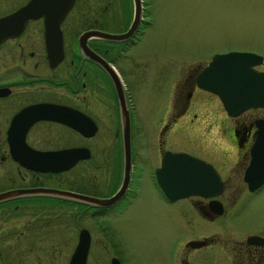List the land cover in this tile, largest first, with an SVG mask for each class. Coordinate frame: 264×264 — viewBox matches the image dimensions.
<instances>
[{"label": "flooded vegetation", "instance_id": "obj_1", "mask_svg": "<svg viewBox=\"0 0 264 264\" xmlns=\"http://www.w3.org/2000/svg\"><path fill=\"white\" fill-rule=\"evenodd\" d=\"M141 2L134 32L111 40L86 33L126 31L133 0H0V19L25 8L0 24L5 34L0 37V264H70L82 231L89 238L82 264H129L128 250L138 247L130 237L147 200L139 201L147 176L149 207L163 225L158 264H172L175 239L173 264L177 259L179 264H264V215H255L264 196V106L230 114L216 93L199 84L214 53L189 65L179 58L178 67L170 68L167 60L153 69L151 54L125 52L149 23ZM128 3L131 16L123 27ZM82 43L98 59L85 53ZM249 52L261 56L253 68L264 74V53ZM108 68L121 80L123 109ZM151 71L155 90L167 97H158L145 115L129 99L123 75L146 80ZM127 111L130 126L159 123L147 141L137 137L136 146H147L149 155L132 146L129 176L123 147L120 154L102 147L96 157L88 143L100 127L116 125L115 136L123 138ZM90 123L95 126L91 134ZM77 147L88 149L89 157L49 169L54 162H70ZM168 151L195 157L197 188L210 195L171 199L165 194L156 170ZM180 163V158L167 160L168 166ZM199 164L209 167L206 180L199 179ZM122 186L115 201L95 205L87 199H108ZM241 211L250 224L246 230L194 233L199 218L223 223ZM184 223L191 227L189 236Z\"/></svg>", "mask_w": 264, "mask_h": 264}, {"label": "rangeland", "instance_id": "obj_2", "mask_svg": "<svg viewBox=\"0 0 264 264\" xmlns=\"http://www.w3.org/2000/svg\"><path fill=\"white\" fill-rule=\"evenodd\" d=\"M149 21L144 31L139 36L136 45L125 50V52L151 54L153 69L164 67L162 63L169 62L170 68L178 67L176 60L185 58L186 64L197 62L200 58H207L210 54L225 53L229 51H261L264 53V0H145ZM129 5V6H128ZM124 20L123 27L131 16L130 3L123 6ZM121 25V24H120ZM141 56V55H140ZM174 59V60H170ZM183 64V63H182ZM159 65V66H158ZM185 65V64H184ZM184 69L183 66L180 67ZM157 73V72H156ZM151 71L146 80L134 75L124 74L123 79L128 83V94L131 102L138 108V111L148 115L149 107L156 102L158 97L163 99L164 90L154 88ZM141 88H137L136 85ZM167 95V94H166ZM165 95V97H167ZM141 122V123H140ZM136 121L130 126L131 151L132 146L137 149V137L145 142L149 137L156 134L159 123ZM116 125L108 128L100 127L99 132L88 142L96 157L101 154V148L117 151L120 154L122 149V137H116ZM147 148V149H146ZM138 152L148 157V147H141ZM143 170H147L143 168ZM145 172L143 176H146ZM142 176V175H141ZM147 178V179H146ZM141 184L143 190L139 201L147 199L144 207H141L139 215L133 220L134 234L130 237L132 246L127 252L129 264H158L159 262V241L164 238L162 219L153 216V210L149 207L153 202L152 192L148 182V176ZM264 195V194H263ZM137 200V199H136ZM235 211L238 206H235ZM264 215V196L258 204L255 215ZM96 222V221H94ZM117 226L118 221H112ZM186 233L190 235L191 227L184 223ZM184 227V228H185ZM250 227L245 214H239L225 218V220H203L199 218V230L194 233L202 234L211 231L223 232L246 230ZM175 225H172V238L175 236ZM172 243L171 254L174 253ZM171 256V262L176 260ZM170 260V258H168ZM178 259L176 264L178 263Z\"/></svg>", "mask_w": 264, "mask_h": 264}, {"label": "water", "instance_id": "obj_3", "mask_svg": "<svg viewBox=\"0 0 264 264\" xmlns=\"http://www.w3.org/2000/svg\"><path fill=\"white\" fill-rule=\"evenodd\" d=\"M134 2V12L133 19L129 28L122 33H110L105 31H93L87 32L86 36L90 33L111 39V40H122L128 38L134 30L137 28V25L140 21V14L142 8L141 0H133ZM25 11V8L20 9L13 15L8 16L5 19H0V24L8 22L10 18L17 17ZM1 29V27H0ZM5 34L0 33V37ZM83 51L93 58L98 59V55L93 51L86 43H82ZM52 47V44L49 43V48ZM260 55L249 51H229L225 53H216L214 54L212 61L209 66L204 70V82H199L204 88L216 93L221 102L223 103L224 108L230 114H237L244 109L251 106H264V74L259 73L254 70L253 65L258 62L257 58H260ZM108 71L113 78V82L117 88V93L123 109L124 104L122 105V100L125 99L124 89L121 83V80L116 71L111 68H108ZM90 131L89 134L93 133L95 130L94 124H89ZM78 129L82 128L77 125ZM122 132H123V151L125 159V176H129L130 169V156H131V137H130V121L128 111L122 119ZM71 152V151H70ZM60 156L62 153H59ZM57 156V155H56ZM70 162L61 164L60 162H54V168L50 167L49 169H63L67 167L74 161L79 159H84L89 157V151L83 147H77L72 150L70 154ZM180 158L181 163L177 165L168 166V158ZM48 169V168H43ZM209 167L205 164H199V174L200 180H206L207 174L209 172ZM197 162L195 157H192L184 153H171L168 151L162 160L161 167L157 168L156 175L157 181L165 192V194L171 199L184 197L191 194H203L210 195V192L204 191L203 188H197ZM206 175V176H205ZM216 180V179H215ZM124 186H122L114 195L108 199L88 197V201L95 205H102L105 202L115 201L122 194ZM7 195V194H6ZM88 235L86 231H82L79 236L78 248L75 250L73 257L70 261V264H76L78 259L82 258L86 254L87 245H88ZM112 261H118L117 258H113ZM78 264V263H77ZM114 264V263H113Z\"/></svg>", "mask_w": 264, "mask_h": 264}]
</instances>
